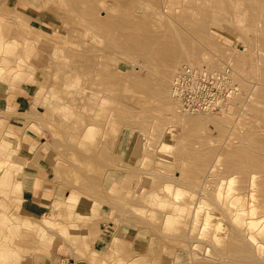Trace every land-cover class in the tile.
Here are the masks:
<instances>
[{
	"label": "rangeland",
	"instance_id": "1",
	"mask_svg": "<svg viewBox=\"0 0 264 264\" xmlns=\"http://www.w3.org/2000/svg\"><path fill=\"white\" fill-rule=\"evenodd\" d=\"M121 1L0 0V264H17L36 250L42 253L54 232L78 219V210L82 219L105 225L113 238L99 254L90 252L93 233L84 239L67 238L90 264H264V238L257 233L264 223L256 220L264 214V195L259 193L264 186V3L258 12L253 5L260 6V0H246L252 3L247 10L254 11L234 14L227 1L230 6L239 2L240 10H246L245 0L243 5L239 0H189L205 4L207 11L214 5L210 11L218 13L215 20L207 19L208 31L198 37L197 5L192 8L186 0L169 4L178 17L174 22L192 13L176 27L169 18L158 21L154 13L164 0ZM215 3L226 14L229 9L231 16L223 18ZM181 5L191 11L183 15ZM25 12L44 16L41 22L51 33L46 26L28 23ZM146 17L152 19L148 24ZM43 36L52 40L53 50L46 66L36 68L25 60L23 48ZM193 43L199 49L205 43L201 51L196 48L205 59L203 65L176 63L181 50L192 51ZM166 55L171 59L164 60ZM161 59L170 64L159 65ZM189 64L197 69V77L201 71L209 76V96L226 102L223 107L187 112L175 104L178 114L164 109L159 73L166 74V79L159 78L167 80L166 94L172 97L168 91L175 71ZM227 67L236 84L228 97L230 84L213 82L220 78L214 73L222 74ZM21 84L32 91L27 105L17 108L10 102ZM27 152H34L61 189L39 216L22 209V165L17 161ZM254 159L261 171L249 162ZM249 164L257 175L253 186L248 185ZM235 165L243 166L242 171ZM230 178L232 183H226ZM235 191H244L245 197L246 192L256 194L254 204L261 212L255 209L251 217L238 212L240 207L247 210L250 201H224ZM248 254L254 262L249 263Z\"/></svg>",
	"mask_w": 264,
	"mask_h": 264
},
{
	"label": "crops",
	"instance_id": "2",
	"mask_svg": "<svg viewBox=\"0 0 264 264\" xmlns=\"http://www.w3.org/2000/svg\"><path fill=\"white\" fill-rule=\"evenodd\" d=\"M27 22L35 26H46L41 20L45 17L38 13L24 14ZM48 30L51 33L50 27ZM53 50V42L48 37H42L35 45H26L23 48V56L26 61L31 63L36 68H43L48 62V56ZM35 79V76H34ZM27 82H32L28 81ZM34 84V82H32ZM22 88V91H19ZM21 90V89H20ZM32 91L31 86L21 84L17 87V94L10 102L12 106L25 107L29 102V94ZM0 100H3L1 98ZM6 101L2 104H7ZM17 163L22 165L21 168V186L20 194L24 197L22 209L32 216H39L45 209L46 203H49L60 186L55 185V182L50 176V171L45 167L40 166L35 159L34 152L27 154L23 153L19 156ZM22 188V190H21ZM61 190V189H60ZM83 205V204H82ZM81 211L78 210V219L70 220L67 225L61 226L55 233L48 245H42L43 252L35 251L26 256H23L17 264H90L87 258L78 255L67 241L68 237L79 236L86 238L90 233L94 234L95 238L91 243L90 252L94 251L97 254L112 241L111 235L106 230V226L101 223L91 222L90 219H82ZM29 221V220H28ZM88 247V244L87 246ZM38 249H40L38 247Z\"/></svg>",
	"mask_w": 264,
	"mask_h": 264
},
{
	"label": "bare ground",
	"instance_id": "3",
	"mask_svg": "<svg viewBox=\"0 0 264 264\" xmlns=\"http://www.w3.org/2000/svg\"><path fill=\"white\" fill-rule=\"evenodd\" d=\"M126 1H127V0H126ZM134 1H135V0H134ZM172 1H173V0H171V1H170V0H164V1H163L164 3L161 2V4H162L161 6L159 5V4H160V3H159V4H158L159 6L155 7L157 10H155V9L153 8V9H154V13H157L156 16H157V18H158V21H159V19H163V20H164L165 17H166V18H169V20L171 19L170 21H173V20L175 19V17H176L177 15H175L174 13H172V10H174V9H172V7L169 6V4H170ZM188 1H189V0H186V2H188ZM198 1H199V0H198ZM206 1H209V2L214 3V1H210V0H206ZM206 1H205V3H207ZM215 1H216V0H215ZM218 1H219V0H218ZM218 1H216L217 4L220 3V1H219V3H218ZM221 1H222V0H221ZM223 1H224V0H223ZM223 1H222V2H223ZM225 1H227V0H225ZM225 1H224V3H225ZM232 1H235V0H232ZM237 1H238V0H237ZM237 1H236V2H237ZM239 1L241 2L242 0H239ZM245 1H246V0H245ZM247 1H248V0H247ZM247 1L244 3L245 5H246ZM251 1H253V0H251ZM251 1H250V2H251ZM29 2H30V1H29ZM116 2H117V0H116ZM118 2H119V1H118ZM120 2H123V1L120 0ZM127 2H129V1H127ZM137 2H138V1H137ZM146 2H147V1H146ZM174 2L177 3L176 5H178V1H177V0H174ZM174 2H173V4H174ZM179 2H180V0H179ZM183 2H184V1H183ZM202 2H204V1H202ZM228 2H229V3H228ZM125 3H126V2H124L123 4H125ZM133 3H134V2H133ZM157 3H158V2H157ZM188 3H189V2H188ZM199 3H201V1H200ZM237 3H239V2H237ZM237 3H235L234 6H230V5H231V4H230V1H227V4H228L229 8H232V9H231L232 11H230L229 9L227 10V11H228L227 14L223 11L224 8H223V10L221 9L222 6L220 7V5H219V7H220V8H219L218 5H217L216 3H215V4H216L217 7L219 8V11H220V9L222 10V11H221V12H222V15L225 13V14L223 15V16H224L223 18H225V17L228 16V14H230L229 11L232 12V13H234V14H238V13L240 14L241 11H243V12H245V13L248 14L247 11H250V10H251L250 12H252L254 6L257 7L258 12H261L262 9L259 8V7H261V5L264 3V0H260V4L258 3V5H260V6L253 5L252 9L249 8L250 10H247V9H248L249 6H251L252 3H250V5H249V2L247 3V7H245L246 10L244 9L243 6H242L243 10H240L241 6L238 7L239 4H237ZM241 3H242V2H241ZM128 4H129V3H128ZM146 4H147V3H146ZM150 4H151V3H150ZM189 4L192 5L193 3H192V4L189 3ZM202 4H203V3H202ZM221 4H222V3H221ZM225 4H226V3H225ZM229 4H230V5H229ZM116 5H117V4H115L114 8L116 7ZM118 5H119V4H118ZM129 5H130V4H129ZM176 5H175V6H176ZM183 5H184V4H183ZM183 5H181V7H182ZM196 5H197V3H196ZM196 5H192V8H194ZM206 5H207V4H206ZM208 5H209V4H208ZM222 5H224V4H222ZM241 5H243V3H242ZM248 5H249V6H248ZM122 6H123V5H122ZM138 6H139V5H138ZM152 6H154V5H152ZM171 6H172V5H171ZM213 6H214V5H213ZM213 6H209V8L211 9V7H213ZM224 6H225V5H224ZM107 7H108V6H107ZM119 7H121V6H119ZM128 7H129V6H128ZM133 7H134V6H133ZM177 7L179 8V6H177ZM177 7H176L175 9H177ZM181 7H180V8H181ZM185 7H187L186 9H188V6H187V5H186ZM185 7H184V8H185ZM205 7H206V8H205ZM215 7H216V6H215ZM110 8H111V7H110ZM129 8H130V7H129ZM135 8H136V6H135ZM151 8H152V7H151ZM151 8H150V9H151ZM173 8H174V7H173ZM184 8L182 7V10H183ZM195 8L197 9V12H196L195 10H194V11H195L196 14H198V16L200 15V18L197 17L198 20L195 22V24H194L193 21H192V22H193V24L195 25V28H196V31H194V34L197 33V34H198L197 36L199 37L200 35H203L206 31H208V29H206V28H208V21H207V19L212 18L213 20H215V18L217 17V14H218V13L213 12V11H210V9H208V11H207V8H208V7L205 6V4H204V6H203V5H199V6L197 5ZM226 8H227V6H226ZM122 9L125 10V6H124V8H122ZM153 9H152V10H153ZM213 9H214V8H213ZM215 9H217V8H215ZM106 10H107V9H106ZM110 10H111V9H110ZM110 10H109V11H110ZM132 10H133V9H132ZM179 10H180V12L182 11L181 9H179ZM244 10H245V11H244ZM255 10H256V8H255ZM112 11H113V10H112ZM119 11H120V10H119ZM155 11H157V12H155ZM175 11L177 12L178 10H175ZM175 11H174V12H175ZM183 11H184V10H183ZM183 11H182V12H183ZM190 11H191V10H187V11L185 10L182 14H183V15H184V14H188V13H186V12H190ZM225 11H226V10H225ZM253 11H254V10H253ZM121 12H122V11H121ZM127 12L129 13V12H132V11H128V10H127V11H126V14H127ZM137 12H138V11H137ZM152 12H153V11H152ZM217 12H218V11H217ZM250 12H249V14H250ZM256 12H257V11H256ZM256 12H255V13H256ZM258 12H257V13H258ZM135 13H136V12H135ZM232 13H231V14H232ZM255 13H254V16L256 15ZM130 14H131V13H130ZM141 14H142V16H143V13H141ZM189 14H190V13H189ZM189 14H188V16H189ZM191 14H192V13H191ZM191 14H190V16H189V20H190V17H192ZM231 14H230L229 16H231ZM259 14H260V13H259ZM106 15H108V14H106ZM120 15H121V14H120ZM134 15H135V14H134ZM179 15H180V14H178V16H179ZM226 15H227V16H226ZM250 15H251V14H250ZM252 15H253V14H252ZM104 16H105V15H104ZM123 16H124V15H123ZM145 16H146V15H145ZM188 16H187V17H188ZM196 16H197V15H196ZM219 16H220V15H219ZM229 16H228V17H229ZM257 16H258V15H257ZM107 17H108V16H107ZM107 17H106V18H107ZM121 17H122V16H121ZM127 17H128V16H127ZM147 17H148V15H147ZM147 17H146V19H147ZM184 17H185V16H184ZM187 17H186L185 19H187ZM103 18L105 19V17H103ZM139 18H140V19H138V20H141L142 17H139ZM154 18H155V16H154ZM154 18H153V19H154ZM176 18H178V17H176ZM195 18H196V17H195ZM126 19H127V18H126ZM135 19H136V16H135ZM135 19H133V20H135ZM142 19H143V18H142ZM148 19H149V18H148ZM148 19H147V21H145L146 24H148ZM150 19H151V17H150ZM150 19H149V20H150ZM185 19H184V18L182 19V17H181V20H182V21H183V20L185 21ZM191 19H192V18H191ZM230 19H231V18H230ZM97 20H98V19H97ZM99 20H100V18H99ZM107 20H108V18H107ZM136 20H137V19H136ZM144 20H145V17H144ZM151 20H152V19H151ZM175 20H176V19H175ZM189 20H188V21H189ZM100 21H101V20H100ZM109 21H110V18H109ZM111 21H112V20H111ZM131 21H132V19H131ZM154 21H155V20H154ZM182 21H181V22H182ZM188 21H187V23H188ZM117 22H118V21H117ZM138 22H139V21H138ZM143 22H144V21H143ZM161 22H162V20H161ZM167 22H168V21H167ZM177 22H179V21H177ZM177 22H174V21H173L174 24L177 23ZM181 22H179V23H181ZM213 22H214V21H213ZM230 22H233V21H230ZM236 22H237V21H236ZM98 23H99V22H97V24H98ZM108 23H109V22H108ZM122 23H123V22H122ZM125 23H126V22H125ZM140 23H142V22H140ZM158 23H159V22H158ZM173 23H172V24H173ZM226 23H227V22H226ZM228 23H229V21H228ZM238 23H239V22H238ZM100 24H101V23H100ZM131 24H133V23L131 22ZM161 24H162V23H161ZM168 24H169V23H168ZM172 24H170V25H172ZM181 24H183V23H181ZM181 24H180V25H181ZM184 24H185V23H184ZM189 24H192V23H189ZM189 24H188V26H189ZM233 24H234V23H233ZM239 24H241V22H240ZM102 25H103V27H104L105 23H103ZM109 25H110V24H109ZM112 25H113V24H112ZM129 25H130V24H129ZM163 25H164V24H163ZM180 25H178V26H180ZM124 26H125V25H124ZM136 26H137V25H135V27H136ZM160 26H161V25H160ZM164 26H165V25H164ZM172 26H173V25H172ZM175 26H176V24H175ZM175 26H174V27H175ZM188 26H187V28H188ZM197 26H198L199 28H198ZM234 26H235V25H234ZM236 26H237V25H236ZM105 27H108V25L105 26ZM105 27H104L103 29H105ZM116 27H117V26H116ZM125 27H126V26H125ZM130 27H131V26H130ZM137 27H138V26H137ZM161 27H163V26H161ZM176 27H177V26H176ZM193 27H194V26H193ZM93 28H94V27H93ZM95 28H96V25H95ZM131 28H133V25H132ZM163 28H164V27H163ZM169 28H170V27H169ZM183 28H184V27H183ZM185 28H186V27H185ZM239 28H241L240 32L244 30V29L242 30V27H239ZM239 28H238V29H239ZM96 29H97V28H96ZM101 29H102V28H101ZM111 29H113V28H111ZM111 29H110V30H111ZM117 29H118V28H117ZM125 29H127V28H125ZM137 29H138V28H137ZM139 29H140V28H139ZM175 29H176V28H175ZM181 29H182V27H181ZM188 29H189V28H188ZM262 29H263V28H262ZM94 30H95V29H94ZM105 30L107 31V29H105ZM143 30H144V29H143ZM106 31H105V32H106ZM140 31H141V30H140ZM201 31H202V32H201ZM109 32H110V31H109ZM132 32H133V31H132ZM132 32H131V34H133ZM262 32H263V30H262ZM93 33H94V32H93ZM103 33H104V32H103ZM117 33H118V31H117ZM119 33H120V32H119ZM119 33H118V34H119ZM241 33H242V35L245 34V32H241ZM112 34H113V33H112ZM112 34H111V36H112ZM126 34H127V33H126ZM102 35H103V34H102ZM120 35H121V33H120ZM127 35L129 36L130 34H127ZM137 35H138V34H136V37H137ZM206 35H207V34H206ZM240 35H241V34H240ZM93 36H94V35H93ZM93 36H92V37H93ZM113 36H114V35H113ZM116 36H117V35H116ZM133 36H134V34H133ZM108 37H109V34H108ZM204 37H205V36H204ZM207 37H208V36H207ZM226 37H227V40L230 41L231 38H230L228 35H226ZM93 38H94V37H93ZM112 38H113V37H112ZM123 38H124V37H123ZM128 38H129V37H128ZM202 38H203V36H202ZM205 38H206V37H205ZM189 39H190V38H189ZM205 40H206V39H205ZM207 40H208V39H207ZM115 41H116V39H115ZM122 41H123V40H122ZM198 41L201 42V40H198ZM208 41L210 42V40H208ZM130 42H133V41H130ZM202 42H203V40H202ZM209 42H208V43H209ZM125 43H126V40H125ZM187 43H188V42H187ZM187 43H185V44L187 45ZM206 43H207V42H206ZM208 43H207V44H208ZM122 44H123V43H122ZM185 44H184V46H185ZM191 44H192V43H191ZM204 44H205V43H203V45H204ZM210 44H211V43H209V45H210ZM193 45H194V43H193ZM193 45H192V46H193ZM203 45H200V46L202 47ZM209 45H207V47H209ZM182 46H183V45H182ZM184 46H183V48H184ZM189 46H191V45H189ZM192 46H191V50H192V51H190V49H189L190 47H188V50H189V51H188V50H187V46H185V47H186V50H187L188 52H186V51H184V50H181L180 48H179L178 50L176 49L177 52H178V51H179V52H181V51L184 52L183 54H181V53H182V52H181V53L179 54V56L176 57V58H177V59H176V63H177L178 61H179V62L184 61V62H188V63H192V64H195V65H198V67H199V64L203 65L202 63H203V61H204L205 59H204V58L202 57V55H201V53H202V52H200V51L202 50L201 47H200V49H201V50H200L198 47H196L197 45H194L195 47H192ZM205 47H206V46H205ZM205 47H203V48H205ZM207 47L205 48V50L207 49ZM194 48H195V49H194ZM196 48H198L200 51H198V49H196ZM210 48H212V51L214 50V49H213L214 47H213L212 45H211ZM210 48H209V49H210ZM184 49H185V48H184ZM180 50H181V51H180ZM203 50H204V49H203ZM205 50H204V51H205ZM244 50H245V49H244ZM204 51H203V52H204ZM214 51H216V48H215ZM185 52H186V53H185ZM209 52H211V51H209ZM217 52H219V51L217 50ZM213 53H215V52H213ZM203 54H204V53H203ZM209 54H210V53H209ZM218 54H219V53H218ZM169 55H170V54H169ZM205 55H206V53L204 54V56H205ZM213 55H214V54H213ZM207 56L209 57L208 54H207ZM207 56H206V59L208 58ZM216 56H218V55L215 54V57H214V56H213V57L216 58ZM161 57H162V56H161ZM167 57H168V56L166 55V57L164 58V60H167ZM171 57H172V56H171ZM171 57H168V59H171ZM174 57H175V56H174ZM213 57H212V58H213ZM218 57L220 58V54H219ZM221 57H222V56H221ZM158 58H159V57H158ZM158 58H157V59H158ZM209 58H211V57H209ZM209 58H208V59H209ZM214 58H213V59H214ZM219 58H218V59H219ZM151 59H152V58H151ZM203 59H204V60H203ZM216 59H217V58H216ZM152 60H154V59H152ZM161 60H162V62H160V61L158 62V63H160L159 65H161V66H163L165 63H166V64L168 63L167 61H163V59H161ZM209 60H210V59H209ZM156 61H157V60H156ZM173 61H175V59H173ZM154 62H155V61H154ZM148 63H149V62H148ZM148 63H146V64H148ZM158 63H157V64L155 63V64H156V67H157ZM204 63H205V62H204ZM207 63H209V62H207ZM166 64H165V65H166ZM168 64H170V62H169ZM209 64H211V63H209ZM144 65H145V64H144ZM153 65H154V63H153ZM165 65H164V66H165ZM176 65H177V64H176ZM189 65H191V64H189ZM201 65H200V67H202ZM206 65H207V64H206ZM161 66H160V67H161ZM164 66H163V67H164ZM210 66H211V68H213L212 65H210ZM163 67H161V68H163ZM184 67H185V66H184ZM184 67H183V68H184ZM196 67H197V66H196ZM205 67H206V66H205ZM205 67H204V68H205ZM193 68H195V67L193 66ZM211 68L209 67V69H211ZM158 69H159V68H158ZM181 69H182V68H179V69L177 70V72H178L179 70H181ZM207 69H208V68H207ZM237 69H238V68H237ZM156 70H157V69H156ZM225 70H226V72L224 71V72H222V74L225 76V80H226V82H228V84H230V85L228 86V88H227V93H228V94H227V97H228V95H229L230 93L233 92V86L236 87V86H235L236 84H235V82H234V79H235V78H234V75L232 74V71H231L230 67H229V68L227 67ZM242 70H243V69H242ZM230 71H231V72H230ZM156 72H157V71H156ZM160 72H161V69H160ZM157 73H158V72H157ZM159 74H160V75H158V79H160V84H161V86H162L161 90L159 91V94H160V96H161V99H163L162 103L164 102V99L166 100V102H164L165 105H164V104H162V105H164V109H166L170 114H172V112H173V114H178V113H176L177 110H176V108H175L176 101L174 100L173 97H171V95L166 94V91H167L166 89H167V88L165 89V83L167 82V80H165V83H164V79H163V77L166 76V74H164V72H163V74H161V73H159ZM217 74H219V73L217 72ZM161 75H163L162 79L159 78V77H161ZM164 78H165V77H164ZM168 78H169V77H168ZM168 78H167V79H168ZM165 79H166V78H165ZM169 80H170V78H169ZM172 80H173V79H172ZM231 84H232V85H231ZM166 85H167V83H166ZM171 85H172V83H171ZM169 89H170V90H169ZM169 89H168V90H169V91H168L169 93H170L172 90H173V91L175 90L174 87H172V86H170ZM261 94L263 95V93H261ZM261 94H260V95H261ZM165 95H167V97L169 96L168 98H170V100H168L167 98H164V97H166ZM234 95H235V94H231V96H230V98H228V100H230ZM172 98H173V99H172ZM233 101H234V100H233ZM203 102H204L203 104H201L200 106H198V107H199L198 111H195V112L214 110V109H216V108L219 107V106L223 107V106L225 105V103H226V102H225V103L222 104V102H223L222 99L217 100V101H215L214 103H213L212 101H210V102H208V101H203ZM230 102H231V101H230ZM230 102H229V103H230ZM176 105H177V104H176ZM229 105H230V104H228V106H229ZM173 106H174V107H173ZM226 106H227V105H226ZM226 106H225L222 110H225V109H226ZM231 106H232V105H230V107H231ZM177 108H178V107H177ZM174 109H175V110H174ZM178 109H180V108H178ZM180 110H182V109H180ZM185 111H186V110H185ZM183 112H184V111H183ZM187 112H188V111H187ZM176 117H178V116H176ZM180 118H181V116H180ZM172 130H173V129H170L169 132H172ZM262 154H263V153H262ZM258 158H259V157H258ZM259 159H260V158H259ZM256 160H257V159H254L253 161H252V160H251V161L248 160V161H249L250 163L253 162V164H256V163H255ZM258 161H259V160H258ZM258 161H257V162H258ZM259 162H260V161H259ZM228 163H229V165L232 164V165H230V167L234 165V164L231 163V162H228ZM262 163H263L262 165H264V161H263V160H262ZM253 164H252V165H253ZM256 165H257V166H256ZM256 165H254L255 168L258 167L259 163H257ZM260 165H261V164H260ZM260 165H259V168H261ZM227 166H228V165H227ZM249 166H250V164H249ZM249 166H248V167H249ZM236 167H238V166L235 165V168H236ZM242 167H243V166H240V167H239L240 170L236 168V169H237L236 171H237V172H238V171H242V169H241ZM248 167H247V170H249L250 168H251V169L254 168V167H251V166H250L249 169H248ZM226 168H227V167H226ZM228 168H229V167H228ZM235 168H234V169H235ZM234 169H233V170H234ZM251 169H250V170H251ZM256 169H257L258 171H261V170H262V169H258V168H256ZM229 170H230V169H229ZM250 170H249V171H250ZM263 170H264V168H263ZM263 170H262V172H264ZM234 171H235V170H234ZM236 171H235V172H236ZM245 171H246V170H245ZM246 172H248V171H246ZM250 172H251V173L248 172V174H250V175L248 176V177H249L248 185H249V186H253V185L256 184V177H257V175H256V171H255V169H254V171L251 170ZM232 173H233V172H232ZM243 174H245V173H243ZM246 174H247V173H246ZM228 177H229V176H228ZM228 177H226V178H228ZM246 177H247V176H245V178H244L245 181L247 180ZM248 177H247V178H248ZM233 180H234V178H230L229 180H227L226 183H229V184H230V183H232ZM246 182H247V181H246ZM263 184H264V183H263ZM246 185H247V184H246ZM261 186H263V185L261 184ZM261 186H260L261 189L259 190V193H261V197H263L262 195H264V194H262V192H260V191H261V190L264 191V189H263L264 186H263V187H261ZM233 192H234V191H233ZM242 192H243V194H241V192H239V191H237V192L235 191V193L233 194V195H234L233 198L230 199V197H229V200H228V199H227V200L225 199L224 201H226V202H232V203H234L235 200H236V201H245V200H246V201H250L251 205H250V207H249L247 210H246V209H243V208L240 207V208H238V212H241V213H247V214H249V215L252 217V216L254 215V213H255V209H258V208H259V207L256 208L257 205L254 204V200H255V195H256V194L254 195V193H253L252 191H251L250 194H249V192H246L247 195H246V197H245V196H244V193H245V192H244V191H242ZM259 193H258V194H259ZM247 196H248V197H247ZM258 196H260V195H258ZM219 197H220V196H219ZM226 197H227V196H225V198H226ZM261 197H259L258 200H260ZM66 198L69 199V200H71V199H73V198H75V197H73V196H66ZM263 200H264V199H263ZM263 200H262V201H263ZM224 201H223V202H224ZM256 201H257V198H256ZM262 201H261V200H260V202L258 201L259 206H260L261 204L264 203V202L261 203ZM260 203H261V204H260ZM256 204H257V203H256ZM226 206H227V205H226ZM261 207H262L263 209H262V208H260V209L264 210V205L261 206ZM219 209L221 210V208H219ZM223 209H224V208H223ZM223 209H222V210H223ZM225 209H226V208H225ZM260 209H258V211H259L258 213L261 212ZM226 210H227V209H226ZM231 210H232V208H231ZM224 212H225V211H224ZM230 213H233V212H230ZM256 213H257V211H256ZM262 213H263V211H262ZM223 215H224V214H223ZM225 215H226V213H225ZM249 215H247L248 218H249ZM255 215H256V214H255ZM255 215H254V216H255ZM245 216H246V215H245ZM242 217H243V215H242ZM246 218H247V217H246ZM238 220H240V219H238ZM238 220H237V221H238ZM241 220H242V222H244V219H241ZM241 220H240V221H241ZM249 220H250V219H249ZM256 220H257V222L259 223V225L262 224V223H264V214H262V215L256 217ZM240 221L238 222V225H239ZM24 223L27 224L28 221L26 220ZM203 224L206 225V222H204ZM245 224H246V223H245ZM245 224H244V226H245ZM233 225H234V224H233ZM203 226H204V225H203ZM235 226H236V225H235ZM235 226H233V228H234L235 230H237V231H240V230L237 229L238 227L236 226V227H237V228H236ZM241 227H242V226H241ZM239 228H240V227H239ZM243 228H244V227H243ZM258 229H259V228H258ZM258 229H257V233H258V235L261 236V238H264V224H263V228L260 230V232H258V231H259ZM240 232H241V231H240ZM239 234H240V233H239ZM242 235H243V234H240V238L242 237ZM242 239H243V238H242ZM244 241H247V240H244ZM247 242H248V241H247ZM247 242H246V243H247ZM243 244H244V243H243ZM247 244H248V246H249V243H247ZM244 247H245V246H244ZM250 247H251V246H250ZM250 247H249V248H250ZM232 249H233V247H232ZM232 249H231V250H232ZM234 249H235V248H234ZM234 249H233L232 251H235ZM238 249H239V248L237 247V250H238ZM241 249H244V248H241ZM250 249L253 251L252 247H251ZM250 249H249V250H250ZM251 250H250V251H251ZM246 251H247V249H246ZM250 251H249V253L253 254V253L250 252ZM242 252L246 253L245 251H242ZM244 253H243V254H244ZM247 253H248V252H247ZM251 254H250V255L248 254V256H249V257L251 256V258H252V259L249 258V260L251 259V261H250L249 263L254 262V258H255V257H253ZM245 255H246V254H245ZM245 255H244V256H245ZM246 257H247V256H246ZM243 258H245V257H243ZM258 258H259V257H258ZM246 259H247V258H246ZM255 259H256V258H255ZM255 263H256V261H255ZM253 264H254V263H253ZM256 264H257V263H256Z\"/></svg>",
	"mask_w": 264,
	"mask_h": 264
},
{
	"label": "built area",
	"instance_id": "4",
	"mask_svg": "<svg viewBox=\"0 0 264 264\" xmlns=\"http://www.w3.org/2000/svg\"><path fill=\"white\" fill-rule=\"evenodd\" d=\"M184 66L178 72L175 71L171 85L175 89L171 91V94L178 108L188 112H195L198 111V106L204 103L203 101H212L214 103L219 100L211 98V95L209 96L211 86L210 82L207 81L209 80V76L205 72L201 71L200 77H197L195 75L197 74L196 68L190 65ZM214 75L220 77L216 80L214 79V84L226 82L223 74H217L215 72Z\"/></svg>",
	"mask_w": 264,
	"mask_h": 264
}]
</instances>
